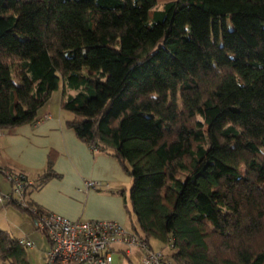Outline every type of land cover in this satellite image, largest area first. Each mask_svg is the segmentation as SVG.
<instances>
[{
    "label": "trees",
    "instance_id": "trees-1",
    "mask_svg": "<svg viewBox=\"0 0 264 264\" xmlns=\"http://www.w3.org/2000/svg\"><path fill=\"white\" fill-rule=\"evenodd\" d=\"M61 88L77 137L132 177L150 248L264 264V0H0V131ZM0 262L30 264L5 232Z\"/></svg>",
    "mask_w": 264,
    "mask_h": 264
},
{
    "label": "crops",
    "instance_id": "crops-1",
    "mask_svg": "<svg viewBox=\"0 0 264 264\" xmlns=\"http://www.w3.org/2000/svg\"><path fill=\"white\" fill-rule=\"evenodd\" d=\"M174 1L157 0L160 7ZM59 91L61 98L55 103L51 98L40 111L37 123L2 131L0 192L11 195L10 177H23L29 184L27 202L43 214L71 221H115L124 228L130 222L133 230L137 229L127 199L131 176L111 153L93 149L77 137L69 126L74 114L62 109L63 88ZM45 116L50 118L43 119ZM49 163L57 176L39 186V178ZM90 181L103 183L104 188L87 189ZM36 230L31 214L15 202L0 206V232L16 240H28L36 237ZM47 242L50 247L48 239ZM44 260L45 256H41L39 264Z\"/></svg>",
    "mask_w": 264,
    "mask_h": 264
},
{
    "label": "built area",
    "instance_id": "built-area-1",
    "mask_svg": "<svg viewBox=\"0 0 264 264\" xmlns=\"http://www.w3.org/2000/svg\"><path fill=\"white\" fill-rule=\"evenodd\" d=\"M45 116L43 119H49ZM0 131V138L2 137ZM13 192L5 196L0 192V206L15 202L33 217L37 230L50 243V250L43 264H114V254L130 257L137 252L141 264H172L163 250L150 248L148 242L130 232L115 221H71L55 214H40L26 199L29 184L23 177H10ZM87 189L101 190L103 183L87 182ZM19 245L28 249L35 247L27 239L18 240ZM170 249V247H169ZM171 250V249H170Z\"/></svg>",
    "mask_w": 264,
    "mask_h": 264
},
{
    "label": "rangeland",
    "instance_id": "rangeland-1",
    "mask_svg": "<svg viewBox=\"0 0 264 264\" xmlns=\"http://www.w3.org/2000/svg\"><path fill=\"white\" fill-rule=\"evenodd\" d=\"M61 96H62V93L60 91L55 92L53 94V100L52 101L55 103L57 101V99L61 98ZM131 180H132V177H131ZM132 184H133V180H132L131 185L127 187V189H128L127 190V199L128 200L130 199L129 193H130V189L132 188ZM134 222L137 226V222L135 221V219H134ZM125 228L131 232L134 231L132 224L130 222H128V224ZM35 233L37 234L36 237H34L32 239H28L29 241L33 242L35 245L34 248H32V249L28 248L27 249L30 264H39V262L41 261V256H46L47 252L50 250V247H49V244L47 242L46 237L43 234H41L38 230H36ZM150 244L154 248V250H163L164 253H166L167 255H169V256L172 255V251L169 248L163 249L157 241L152 239V240H150ZM39 251H41L40 255H38ZM131 263L132 264H141V258L137 252H134L132 256L127 257V258L122 257L118 253L114 254V264H131ZM0 264H3V263L0 262ZM172 264H173V261H172Z\"/></svg>",
    "mask_w": 264,
    "mask_h": 264
}]
</instances>
